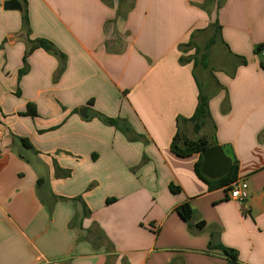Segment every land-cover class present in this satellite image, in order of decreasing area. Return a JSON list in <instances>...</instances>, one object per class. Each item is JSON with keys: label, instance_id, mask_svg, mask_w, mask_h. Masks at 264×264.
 Segmentation results:
<instances>
[{"label": "crops", "instance_id": "crops-1", "mask_svg": "<svg viewBox=\"0 0 264 264\" xmlns=\"http://www.w3.org/2000/svg\"><path fill=\"white\" fill-rule=\"evenodd\" d=\"M6 1L0 264H264V0L220 9L217 0H19L22 10ZM216 20L207 53L219 44L230 66L208 55L210 67L196 70L187 44L208 31L210 40ZM37 38L55 51L28 52ZM197 80L210 97L199 131L184 120L198 104ZM29 104L34 117L23 114ZM102 116L126 121L130 136ZM191 131L237 162L246 202L197 175L199 153L172 150Z\"/></svg>", "mask_w": 264, "mask_h": 264}, {"label": "trees", "instance_id": "trees-1", "mask_svg": "<svg viewBox=\"0 0 264 264\" xmlns=\"http://www.w3.org/2000/svg\"><path fill=\"white\" fill-rule=\"evenodd\" d=\"M223 4H224V0H217V9L222 7ZM23 22H24L25 26H28L29 20H28V16L26 13L23 16ZM215 25L217 28V32L206 43V45H205L206 51L202 52L201 61H200V57L197 56L198 55L197 53L200 52L199 46L196 43H194V41L192 42V39L187 44L188 47L195 48V54H194L195 60L194 61H195V69L196 70L199 67H204L205 69L210 67V62H209L207 50L209 49V47L211 45H213L217 42L218 32L220 29V25L218 24V20H216ZM37 48H43L47 51H52V52L55 51L53 44L51 42H49L48 40H45L42 38H37L34 41H31V46H30V49L28 50V52H32ZM232 58H234L238 61L236 66H239L242 64L244 65L247 63V60L243 57L233 55ZM200 62H201V64H200ZM236 66L234 67V69L231 73L232 75L236 71ZM262 67L264 68V63H262ZM197 83H198V87H199V95H198V104H197L196 110H195L193 116H191L190 118L184 119V120L185 121L189 120V121L194 122L195 130L199 131L205 126L207 119L210 117V113H209V99H210V97L206 93L201 82L199 80H197ZM23 114L24 115H30V116L34 117L37 115V110H36L35 106H33L32 104H29L27 107V111L24 112ZM101 118L106 123H109L111 125L117 126L118 128H121L124 132L131 133V131H132V128L127 124L126 121L123 123L124 120L122 121L120 119H114V118H109V117H105V116H102ZM121 123H123V124L121 125ZM214 145H217L216 142L212 141L207 135H204V136L194 140V139L189 138L186 135L177 134L174 137V140L172 142V150L177 155H180V156H189V155H192L194 153H199L200 159L197 162V164L195 165V170H196L197 175L201 179L206 181L211 188L228 187L230 184L235 182L238 178V165H237L236 161L231 163L228 173L221 178L211 179V178L205 176L201 171V165L203 162L202 152L206 148L214 146ZM171 190L172 191H178L179 189L177 187L171 186ZM111 200H114V199H109V202ZM178 211H179V214L186 221H190V219L192 218L193 209L189 203H184L181 206H179ZM201 224L204 225V222H202ZM211 246L221 250L229 258L231 263H234L237 260L238 254L234 249L229 248L227 246H224L222 244H213V245L211 244Z\"/></svg>", "mask_w": 264, "mask_h": 264}, {"label": "water", "instance_id": "water-1", "mask_svg": "<svg viewBox=\"0 0 264 264\" xmlns=\"http://www.w3.org/2000/svg\"><path fill=\"white\" fill-rule=\"evenodd\" d=\"M4 8L9 10H22V5L19 0H8L5 2ZM80 112L86 116V108H82ZM202 156L201 171L205 176L211 179H217L228 173L231 159L224 154L222 146L214 145L208 147L202 152Z\"/></svg>", "mask_w": 264, "mask_h": 264}, {"label": "rangeland", "instance_id": "rangeland-1", "mask_svg": "<svg viewBox=\"0 0 264 264\" xmlns=\"http://www.w3.org/2000/svg\"><path fill=\"white\" fill-rule=\"evenodd\" d=\"M209 35H210V31H208L207 33L205 32L204 34H202V36H201V40L202 41H200V44H198V46L200 48V52L197 53L198 54L197 56L200 57V61H201L202 52L206 51L205 45H206V43L209 40ZM194 54H195V52H194ZM208 55H209V57L212 60H214V58H216V64H214L213 61H212L213 65H217L218 67L219 66H224V65H226L227 67L230 66V65L226 64V60L228 59L229 56H227L226 51H224V48L220 47L219 44H217L216 46L215 45L212 46L211 50L208 51ZM200 64H201V62H200ZM119 130L121 131V133H124L125 135L130 136L128 132L127 133L124 132L121 128H119ZM194 135H195L194 131L193 132L191 131L190 132V137L192 139L194 138Z\"/></svg>", "mask_w": 264, "mask_h": 264}, {"label": "built area", "instance_id": "built-area-1", "mask_svg": "<svg viewBox=\"0 0 264 264\" xmlns=\"http://www.w3.org/2000/svg\"><path fill=\"white\" fill-rule=\"evenodd\" d=\"M229 197L239 203H244L250 196L249 185L244 179L238 178L227 187Z\"/></svg>", "mask_w": 264, "mask_h": 264}]
</instances>
